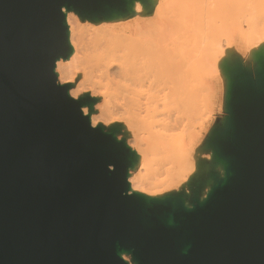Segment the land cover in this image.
<instances>
[{
    "label": "water",
    "instance_id": "95a60500",
    "mask_svg": "<svg viewBox=\"0 0 264 264\" xmlns=\"http://www.w3.org/2000/svg\"><path fill=\"white\" fill-rule=\"evenodd\" d=\"M127 5L0 0V264H264V55L254 74L227 72L226 121L207 141L224 177L191 203L130 193L121 129L93 127L82 108L96 100L58 84L64 9L98 21Z\"/></svg>",
    "mask_w": 264,
    "mask_h": 264
},
{
    "label": "bare ground",
    "instance_id": "6f19581e",
    "mask_svg": "<svg viewBox=\"0 0 264 264\" xmlns=\"http://www.w3.org/2000/svg\"><path fill=\"white\" fill-rule=\"evenodd\" d=\"M127 8L129 15L98 21L64 9L71 52L55 74L71 98L96 100L91 111L82 108L93 127L116 125L126 136L135 155L129 192L163 199L209 177L193 129L205 126L215 99L199 73L226 70L233 27L248 55H264V0H128ZM121 257L134 264L128 253Z\"/></svg>",
    "mask_w": 264,
    "mask_h": 264
},
{
    "label": "rangeland",
    "instance_id": "374dc122",
    "mask_svg": "<svg viewBox=\"0 0 264 264\" xmlns=\"http://www.w3.org/2000/svg\"><path fill=\"white\" fill-rule=\"evenodd\" d=\"M244 1H248V0H244ZM145 3L148 4V2H145ZM127 15H129V13ZM245 26H246L245 23H243L244 30H246L247 28V26L246 27ZM239 29L240 28H236V27L232 28V34H233L234 41L230 42L231 60L228 62L226 66V70L224 72H220L219 74L199 73V75L210 74L211 76H214V77L208 78L207 82L210 84V86L214 87L215 91L217 92L216 99H215L216 101H215L212 111H210L211 115L209 117V120L206 122L203 128H200V130L196 131L195 129H193L195 131L194 133L195 136L198 137L197 139L201 140L204 155L207 156L209 160L208 165L210 169L209 170L210 174L207 180L210 181V185L213 183V178L210 177L212 174L216 177L217 176L216 171L224 172V168L222 164L217 163V162H212L213 154H212L211 149L207 146V141L211 133L213 132V130L223 128L225 121H226V117H227V110H226V100L227 99L226 98H227V89H228V83H229L227 72L228 70L232 68L233 65H236L237 63L242 68H244L245 70L249 71L252 74L255 73L258 67L257 58H255L254 56L248 55L247 50L244 47H242L241 44L238 43L239 36L241 35V33L239 32ZM234 42H236V44L232 45ZM115 126L116 125L109 126L107 127V130ZM181 133H182V129H179L175 132L176 135H180ZM118 136L120 137V139L126 140V136L122 132H120ZM207 180H204L205 182L204 181L196 182V180H194L189 186L188 192H185V190H180V191L170 190L167 195L169 196V195H175V194H186L187 196L186 200L189 203H191L192 198H195V197L199 199L202 198L201 197L202 192L205 189L204 185H206ZM195 183H198L197 185L202 184L201 191L195 190L193 188L195 186ZM187 201H185V204L188 208H190L191 205Z\"/></svg>",
    "mask_w": 264,
    "mask_h": 264
},
{
    "label": "crops",
    "instance_id": "0c3cea01",
    "mask_svg": "<svg viewBox=\"0 0 264 264\" xmlns=\"http://www.w3.org/2000/svg\"><path fill=\"white\" fill-rule=\"evenodd\" d=\"M200 79L202 80V82L204 83V85L207 87V88H210L211 90V93L214 94V99H216V94L217 92L215 91V88L210 86V84L207 82V79L210 78V77H214V76H211L210 74H201L199 75ZM216 101V100H215ZM215 104V103H214ZM214 106V105H213Z\"/></svg>",
    "mask_w": 264,
    "mask_h": 264
}]
</instances>
